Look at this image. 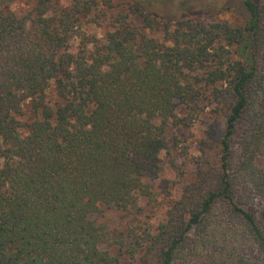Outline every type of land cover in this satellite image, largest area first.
Masks as SVG:
<instances>
[{
  "label": "trees",
  "instance_id": "obj_1",
  "mask_svg": "<svg viewBox=\"0 0 264 264\" xmlns=\"http://www.w3.org/2000/svg\"><path fill=\"white\" fill-rule=\"evenodd\" d=\"M19 1L0 0V264H264V0ZM187 115L221 119L216 165L153 227L145 180Z\"/></svg>",
  "mask_w": 264,
  "mask_h": 264
},
{
  "label": "rangeland",
  "instance_id": "obj_2",
  "mask_svg": "<svg viewBox=\"0 0 264 264\" xmlns=\"http://www.w3.org/2000/svg\"><path fill=\"white\" fill-rule=\"evenodd\" d=\"M64 4H68L69 0H62ZM150 8L162 14H179L180 2L185 0H144ZM215 2L216 8H220L225 4L230 3V0H208ZM191 2H189V5ZM188 6V5H185ZM11 7L19 14H25L27 6L17 0ZM88 32L95 34L97 37L104 35V28L102 25L90 24ZM78 39L74 36L70 41L71 50L76 51ZM186 112V111H185ZM181 114L184 112L181 111ZM186 114V113H185ZM186 121L189 125H179L176 134L179 136L178 148L170 147L171 153L162 151L161 166L162 169L150 178L145 180V183L150 186L152 190L153 199L145 205L144 219L148 221L153 227H156L163 219V215L171 204L173 199H177L181 194V187L194 179L196 170L203 164V167L216 165V157L214 159L215 149L213 145L216 138V130L219 128L221 119L213 122V117L209 120L202 121V119H193V116L187 115ZM214 126L215 131L211 129ZM240 130L238 135L233 140V147L236 154L240 148ZM170 160L175 162L173 167ZM264 162V154L259 156V162ZM258 162V163H259ZM142 204L148 202L147 199H141ZM118 211L107 209L101 215H95L96 221L105 224L108 228H120L123 221L119 219ZM113 247H109L112 251Z\"/></svg>",
  "mask_w": 264,
  "mask_h": 264
}]
</instances>
